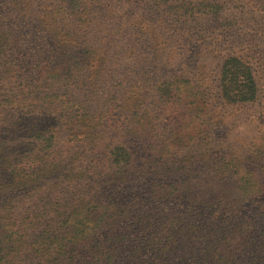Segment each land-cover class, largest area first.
Segmentation results:
<instances>
[{
    "label": "trees",
    "instance_id": "16d2710c",
    "mask_svg": "<svg viewBox=\"0 0 264 264\" xmlns=\"http://www.w3.org/2000/svg\"><path fill=\"white\" fill-rule=\"evenodd\" d=\"M151 1L153 13L174 12L182 21L205 22L212 32L231 22L220 15L222 0ZM37 2L0 0V87L7 91L0 111L9 106L41 115L29 119L30 125L21 121L0 131V264H264V211L253 205L264 183L247 171L237 183H222L237 174L243 160L235 158L232 172L216 167L208 174L198 167L196 183H202L196 185L171 170L194 153L157 150L154 142L164 137L155 126L156 108L162 112L175 98L195 108L184 122L179 114L169 120L166 131L176 148L180 133L204 138L208 120L194 106L203 96L199 86L182 75L152 74L140 59L145 56L137 54L135 34L139 27L144 37L151 33L138 14L129 15L132 0H58L38 7L41 11L35 10ZM85 63H92V73L84 72ZM111 69L123 70V76L110 78ZM113 80H119L115 87L132 85L131 107H122L121 94L128 89L112 91ZM56 84L58 90L51 92ZM217 87L230 105L253 103L258 94L254 70L237 56L222 61ZM102 95L101 103L94 101ZM113 113L121 116L115 121ZM90 114H97L92 121ZM122 119L132 128L117 125ZM70 125L85 126L97 140L111 129L125 143L94 150L85 161L79 149L86 151L87 139L53 145L55 126ZM141 132L157 154L143 150L141 166L129 172L136 150L130 138ZM203 215L212 223L200 219ZM219 220L223 225H213Z\"/></svg>",
    "mask_w": 264,
    "mask_h": 264
},
{
    "label": "rangeland",
    "instance_id": "374dc122",
    "mask_svg": "<svg viewBox=\"0 0 264 264\" xmlns=\"http://www.w3.org/2000/svg\"><path fill=\"white\" fill-rule=\"evenodd\" d=\"M57 1L58 0H42V2L38 4V0L35 4L37 7L35 10L41 11L40 8H43V6H53L57 3ZM222 1L224 3V8L220 15L227 19V24L229 19L231 22L230 25L223 31L212 32V28L208 27L204 29V27H206L205 22L200 23L195 20L188 19H184L182 21L178 19V16L175 15L174 12L168 13L163 9L153 13L149 10L150 5L153 8L156 7V5H154L151 0H132V3H134L133 7L135 8H129V15L133 16L134 14H138V20L140 18L142 21L144 20L142 24L149 25V27L146 28V31L151 33L150 36L147 34L146 37H144L143 32L145 31L139 30L141 29L139 27V32L135 34V38L137 40L135 41L134 39V41L136 42V45H140L137 48V54L145 56L140 59L145 61V65H147V67H150L152 74H154L156 70L160 75H182L184 77L183 79L199 86L203 96H201L202 99L198 104L197 102L194 103V106H200L203 113L199 116L204 117V121L208 120V124L204 126L205 131H207L204 138L200 139L197 137L198 139L194 140L195 138H190L189 135L191 134L187 131L180 133L177 137L175 135L176 139H174V144L179 145V147H172L173 139H171L167 133V131H170V126L168 125L170 123L169 120L179 114L180 121L184 122L186 118L191 117L190 111L195 109L193 106L184 107L183 103L178 102L175 98L171 104L162 105V112L157 108L154 111L156 115L155 126L158 132L164 137L161 143L158 141H155L154 143H158V151L163 150V148L167 146L171 147L169 152L180 151V153L185 154L194 153L193 157H191L184 164L179 163L174 167V169H171L173 175L177 178H180V176L182 179L190 177V180L196 183L197 178L195 177L201 175V171L198 167H204L208 174L213 173V170H215L216 167L227 168L228 171L232 172L235 160L241 159L243 160L242 163L236 167L238 169L237 174L229 179H225L222 183L224 184L226 181L229 183L231 180L237 183L236 179L242 176L244 171H247L256 176L254 178L256 183L258 181L263 184L264 0ZM166 7L167 6H165V8ZM7 13L8 10L5 11V14ZM195 32H197V34H194ZM139 35L142 36L140 37L141 40L139 39ZM153 35H158L155 43L149 40L152 39ZM83 40L89 41V37H85ZM73 41V43H76L75 40ZM145 43H149L150 46L146 47ZM229 56L242 58L244 61L249 62L254 70L258 86V94L253 103L245 105H230L226 104L220 98L217 87V71L222 61ZM155 57L157 59H155ZM92 71V63H85L84 72L89 74L92 73ZM109 73L110 74L108 75L110 78L115 77V75L120 78L123 76V70L111 69ZM157 78L160 79L158 75ZM119 80H113L110 82V87L113 85L114 90L112 91H120L126 87L128 90H126V92L122 91L123 93L121 94V100L123 102L122 107H131L133 104V99L130 94L132 85L115 87V84H118ZM134 81V78L131 79L132 83H134ZM9 88L12 89V87ZM58 88L59 84H56L53 87H50L49 90L54 92V90H58ZM4 90L3 86L0 91V101L5 99L7 95V91ZM49 90L45 91L44 89H37L38 94L42 93L45 95H49ZM151 94L152 96L155 95L152 89ZM103 97L104 95H102L101 98L95 97L94 101L101 103L100 100H102ZM157 98L159 100V97ZM91 104L94 106L95 103ZM38 105L40 104L38 103ZM147 105L151 107L148 102ZM91 109H93V107ZM101 111L103 110L99 109V112ZM96 115L97 114H90V116H88L89 120L92 121L93 116ZM112 115L113 120L115 121L117 118L116 115L119 117L121 116L118 113H113ZM40 116H37L36 112L31 113V109L21 110L8 106L7 109L0 111V131L7 129L10 124L13 126L14 123L19 125L21 121L22 123L25 121L27 122L24 124L25 126L30 125L32 123H28L29 119H38ZM129 123L131 124V129L132 123L129 119H122L117 123V125L122 126ZM125 131H128L127 127L125 128ZM85 132V126H55L53 145L54 147L61 145L68 146L70 145V140L87 139L89 144H87L88 146L86 148L83 147L86 151L79 149V156L85 161H91L92 157H94L92 156V152L94 150H98L100 148V153L103 149H106L107 146L111 144L114 145L118 143V141L119 145H123L125 143L124 141L119 140L117 136L113 135L111 129L110 131L108 129L107 132H105L104 138L101 140H97L93 136H88ZM112 138H115L116 140L111 141ZM133 139H135V141H133V145L136 150L134 151L135 154L133 155L132 153L131 156L134 164L130 166L131 169H129V172H134V169L141 166V158L140 155H138L140 152L145 151L149 155L157 154L155 147L150 146L149 141L144 139V132H141L140 137L133 135L130 140ZM95 141H98V145ZM151 148L155 152H151ZM195 154H198V156ZM153 161L158 166L157 158ZM188 162L192 164L186 165ZM137 171L138 172H135L134 174H137L140 177L139 170ZM144 172H146V169ZM146 178L150 181L152 180L149 179L148 175ZM201 183L202 181L196 183V185ZM255 204L257 205L258 212L261 208H263L262 210L264 211V193L262 196L257 198L256 201H253V205ZM198 211H200L199 208ZM202 218L206 220L204 215L200 217V219ZM212 218L213 217H211V219ZM206 221L208 223H212L209 220ZM224 221L225 220L213 221V225H217V227H219L223 225ZM101 261H104L103 258H101Z\"/></svg>",
    "mask_w": 264,
    "mask_h": 264
}]
</instances>
